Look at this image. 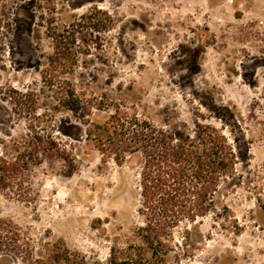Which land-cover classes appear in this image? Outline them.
<instances>
[{
	"label": "rangeland",
	"instance_id": "rangeland-1",
	"mask_svg": "<svg viewBox=\"0 0 264 264\" xmlns=\"http://www.w3.org/2000/svg\"><path fill=\"white\" fill-rule=\"evenodd\" d=\"M88 104L91 123L119 107L201 148L220 131L219 209L174 229L193 247L169 261L264 264V0H0V151L50 132L71 153L30 165V202L0 191V215L53 264H107L142 225L143 156L86 141Z\"/></svg>",
	"mask_w": 264,
	"mask_h": 264
},
{
	"label": "trees",
	"instance_id": "trees-1",
	"mask_svg": "<svg viewBox=\"0 0 264 264\" xmlns=\"http://www.w3.org/2000/svg\"><path fill=\"white\" fill-rule=\"evenodd\" d=\"M89 107L78 113L85 125L86 141L102 156H113L117 161L127 153L141 152L143 156L138 209L142 225L137 228L136 239L116 242L111 247L107 264H171V254L181 261L190 255L193 244L187 236L176 242L174 229L184 220L195 221L219 209L220 178L236 163L231 145L218 130L202 141V148L196 136L177 140L175 134L119 107L105 122L91 123L87 118ZM66 147L49 132L27 136L23 150L16 155L0 151V191L30 202L34 198L30 165L57 158L71 160ZM0 252L15 254L17 261L13 264L54 261L52 255L49 262L34 257L20 227L1 215Z\"/></svg>",
	"mask_w": 264,
	"mask_h": 264
}]
</instances>
